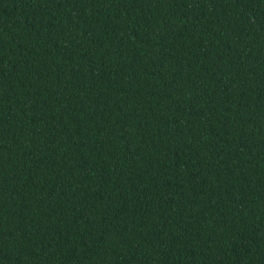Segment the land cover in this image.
Wrapping results in <instances>:
<instances>
[{"label":"trees","instance_id":"trees-1","mask_svg":"<svg viewBox=\"0 0 264 264\" xmlns=\"http://www.w3.org/2000/svg\"><path fill=\"white\" fill-rule=\"evenodd\" d=\"M0 264H264V0H0Z\"/></svg>","mask_w":264,"mask_h":264}]
</instances>
